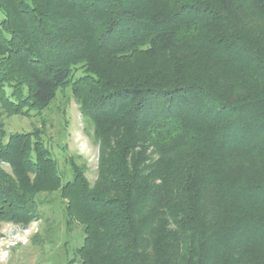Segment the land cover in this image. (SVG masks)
<instances>
[{"label": "trees", "instance_id": "16d2710c", "mask_svg": "<svg viewBox=\"0 0 264 264\" xmlns=\"http://www.w3.org/2000/svg\"><path fill=\"white\" fill-rule=\"evenodd\" d=\"M0 11V107L40 113L69 88L98 144V184L73 169L61 186L80 209L81 264H264V0H0ZM178 52L208 75L184 74ZM4 137L0 126L14 177L0 168V214L19 219L59 174L34 133Z\"/></svg>", "mask_w": 264, "mask_h": 264}, {"label": "rangeland", "instance_id": "374dc122", "mask_svg": "<svg viewBox=\"0 0 264 264\" xmlns=\"http://www.w3.org/2000/svg\"><path fill=\"white\" fill-rule=\"evenodd\" d=\"M3 20L0 11V23ZM174 56L184 74L208 75V62L179 52ZM161 60L164 58L143 60L144 73L156 69ZM0 126L5 133L4 142L10 134L34 133L55 161L59 174V187L36 185L34 207L26 216L17 219L0 214V264H81L79 250L84 243V227L75 217L80 209L70 210L69 195L62 192L61 186L71 181L76 169L90 187H95L99 182V148L70 89L58 90L40 113L11 114L0 107ZM0 168L14 177L7 163L0 162ZM26 177L28 185L34 183V174Z\"/></svg>", "mask_w": 264, "mask_h": 264}]
</instances>
